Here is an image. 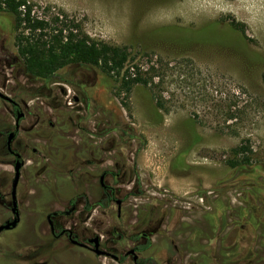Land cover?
<instances>
[{"label":"rangeland","instance_id":"rangeland-1","mask_svg":"<svg viewBox=\"0 0 264 264\" xmlns=\"http://www.w3.org/2000/svg\"><path fill=\"white\" fill-rule=\"evenodd\" d=\"M28 2L34 15L62 16L89 39L124 48L129 56L119 74L70 65L59 71L62 81L47 84L23 71L9 21L0 17V92L19 103L22 114L16 128L11 104L0 97V224L13 216L10 131L11 147L23 160L19 221L0 232V264H114L73 247L66 236L49 244L45 215L57 210H71L59 218L82 240L97 234L104 242L112 233L120 239L113 229L125 236L135 210L143 220L139 229L150 228L149 219L160 221L158 237L171 243L160 264H200L199 253L188 249L193 227L206 233L201 242L208 244L207 264L224 252L220 245L236 238L242 259L230 256L222 264H264V0ZM216 20H225V29L229 21L241 23L242 39L230 44L204 25ZM190 26L198 27L195 35ZM240 145V157L249 163L229 167L232 149ZM103 170L115 198L135 194L123 201V217L128 213L121 220L114 202L97 204L107 193L98 182ZM82 193L90 211L72 209L71 199L84 203ZM185 197L191 207L182 211ZM218 204L227 216L223 233L218 225L217 231L207 227L206 215ZM241 208L260 221L250 249L240 242L247 232L237 214Z\"/></svg>","mask_w":264,"mask_h":264},{"label":"trees","instance_id":"trees-1","mask_svg":"<svg viewBox=\"0 0 264 264\" xmlns=\"http://www.w3.org/2000/svg\"><path fill=\"white\" fill-rule=\"evenodd\" d=\"M0 17L9 21L8 27L14 33L16 55L23 71L47 84L62 81V75L59 74V71L70 65H90L103 72L117 71L116 73L119 74L118 71L129 56L124 48L89 39L86 35L81 34L80 30L77 29L78 25L73 21L59 20L62 19V16L56 15L49 19L45 16L34 15L32 4L28 0H0ZM57 22L61 23L58 25L59 27L56 26ZM122 79L123 86L129 89L130 80L127 81L125 75H122ZM140 80L139 77L131 79L133 82ZM242 148L245 147H241V145L233 147V156L227 160L229 167L233 168L249 163L248 156L240 157ZM59 164L61 167L64 166L63 163ZM67 172L69 173L70 169ZM67 186L68 184H66V188ZM82 195L86 196L84 193ZM220 207L222 208L218 204L215 212L207 214L206 220L208 221V229L217 231L219 228L218 233H223L226 228L227 216H223ZM90 209L91 206L87 205L85 211H90ZM237 214L244 221L243 226L247 229L246 238L240 242L249 246L250 249L255 245L256 229L260 221L255 218L251 211L248 212L247 208L238 209ZM217 216L220 217V221L217 220ZM205 236L206 233L199 227H193L189 236L192 244L189 245L188 249L199 253L200 264H207L204 259H210L206 254L208 244L201 242V238ZM261 236L260 242L264 246V231ZM238 241L239 238H236L229 243L220 245L224 252H221L217 261L213 259L210 262L222 264L230 256V259L236 260L238 256L242 259L240 249L243 247L238 248L240 245ZM255 253H257L256 250L254 253L252 252V254ZM202 259L205 262L201 261Z\"/></svg>","mask_w":264,"mask_h":264},{"label":"flooded vegetation","instance_id":"flooded-vegetation-1","mask_svg":"<svg viewBox=\"0 0 264 264\" xmlns=\"http://www.w3.org/2000/svg\"><path fill=\"white\" fill-rule=\"evenodd\" d=\"M225 24H226L225 20L224 21H220V20L208 21V22L204 23V25H208V28H210V30L211 29L216 30L220 34L226 35L227 36L226 39L231 40L230 44L234 43V42H239L242 39L241 36H243L241 23L236 22L234 20L229 21V22H227V25H228L227 29H225ZM175 27H177V26H175ZM179 28H181V27H179ZM188 28L192 29L191 33L193 35L196 34L194 32L195 29H197V31H198V27L194 28V27L190 26ZM187 33H189V32L187 31ZM192 41H196V40H192ZM203 42H210L213 44L220 45V43H216V42H212V41H203ZM5 100H7L11 104V107H12L11 110H12V112H14V114L16 116L15 117V127L17 128V127H19V120H20V116L22 115L20 113L21 111H20L19 103L16 102L15 100L11 99V98H10V100H8V99H5ZM17 117H19L18 121H16ZM10 133H11V131L8 132V134H7L6 149L10 154H12L15 157V161H14V164H15V162L18 159L19 160H22V159L20 158L21 154L11 147V141L15 137L14 134H13V136L9 142L10 149L8 148L7 142H8V136ZM18 154H19V156H17ZM108 174L109 173L107 170H103L98 177L99 185L101 186L102 189L107 190V193H106L105 197H103L104 202H103V200L98 201L97 204L98 205L104 204L106 206V205L114 202L116 204V216H117L116 218H117V220H121L128 213V212L127 213L125 212L124 217H123V215H122V203H123V201L126 199L129 200L130 197L132 195L134 196L135 194L133 193V191H130L122 199L115 198L114 186H112L110 184L108 185L104 182V179H105L106 175H108ZM118 200H119V202H118ZM89 201H90V199L88 196L84 197V203H77V202H75L74 199L70 200V202L73 205L72 209H74L77 205H82L83 210H85L87 205H89V203H90ZM89 206H91V204ZM70 211L71 210H67V211L57 210V211H51V212L46 213L45 217H46V220L48 223L50 240H51L49 244H51L54 241H57L60 238L66 236L67 239L69 240L70 244L75 248L85 249V250H88L90 252H93L94 254H96L93 250L94 248H98V249L103 250L105 252V254H100V255H105V256L109 257L114 264H160V259L162 258L163 251L165 253L170 252L169 248L171 247V243H169L167 240H164L163 238L159 239V237H158V234H161L160 227L162 224L160 221L154 222L153 219H149L148 226L150 228H145V229H139L138 228V226L143 221L142 217L140 216L141 212L139 210L138 211L135 210L133 212L134 214H136V217H135L136 219L134 222L135 224L127 227L125 236L124 235L122 236L121 232L118 233L116 229H113V231L116 232V234H119L120 239H118V238L115 239L114 234L112 233L110 237H107L104 240V242L101 241V239L99 238V236L97 234L94 236L83 237L84 240L78 239L77 238L78 234H74V232L71 229L65 227V225L63 223H61V220L59 218L61 216L66 215L67 213H70ZM8 220H10V219H8ZM151 224H152V226H154L153 228H151ZM95 236L98 237V245L96 247H95V242L93 240L90 241V239H93ZM124 238H125V240L123 241ZM72 240H76L77 243L73 242ZM80 243H84L85 245H80ZM121 246H124L125 250H123L122 252H119L121 250L120 249ZM96 255H98V254H96ZM69 256H71V255H69ZM73 258L79 259V261H81V262L83 261L82 254H75L73 256ZM169 262H171V260H169ZM82 263L84 264V262H82ZM36 264H70V263L65 262V261H56V260L52 261L50 259L49 260L44 259L42 261H38Z\"/></svg>","mask_w":264,"mask_h":264},{"label":"water","instance_id":"water-1","mask_svg":"<svg viewBox=\"0 0 264 264\" xmlns=\"http://www.w3.org/2000/svg\"><path fill=\"white\" fill-rule=\"evenodd\" d=\"M0 97L2 98H5V99H8L10 100V98L4 94H2L0 92ZM77 99V98H76ZM19 117H17V120L18 121ZM17 123V122H16ZM13 136V132H11L8 136V148L10 149V146H9V142L11 140ZM19 156V154L17 155ZM23 164V160H17L14 164V174H13V178L11 180V186H10V196H11V212L13 214L12 218L10 220H6L4 223H1L0 224V232L3 231V230H7V229H11V228H14L16 226V224L18 223L19 221V212H18V206H17V196H16V187H17V184L19 182V179H20V170H21V166ZM119 202V200H118ZM94 241L95 242V247L98 245V237L95 236L93 239H90V241ZM73 242L77 243L76 240H72ZM80 245H85L84 243H80ZM94 252L98 255L100 254H105V252L101 249H98V248H94L93 249Z\"/></svg>","mask_w":264,"mask_h":264},{"label":"built area","instance_id":"built-area-1","mask_svg":"<svg viewBox=\"0 0 264 264\" xmlns=\"http://www.w3.org/2000/svg\"><path fill=\"white\" fill-rule=\"evenodd\" d=\"M190 198L189 197H185V200L186 201H183V202H180L179 201V204H180V206L182 207V211H185V209H187V210H189V208L191 207V202H189V201H187V200H189ZM184 203V204H183ZM182 205H184V206H182ZM187 212V211H186Z\"/></svg>","mask_w":264,"mask_h":264},{"label":"crops","instance_id":"crops-1","mask_svg":"<svg viewBox=\"0 0 264 264\" xmlns=\"http://www.w3.org/2000/svg\"><path fill=\"white\" fill-rule=\"evenodd\" d=\"M18 184H19V182H18ZM18 184H17V186H18ZM16 196H17V187H16ZM12 229V228H11ZM9 230V229H8Z\"/></svg>","mask_w":264,"mask_h":264}]
</instances>
